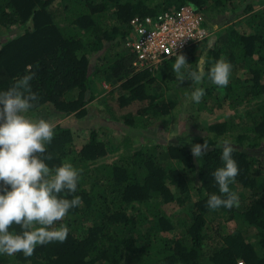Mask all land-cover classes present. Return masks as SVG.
Masks as SVG:
<instances>
[{
	"label": "trees",
	"instance_id": "trees-1",
	"mask_svg": "<svg viewBox=\"0 0 264 264\" xmlns=\"http://www.w3.org/2000/svg\"><path fill=\"white\" fill-rule=\"evenodd\" d=\"M208 1L0 0V91L34 73L31 89L39 101L29 112L52 107L57 114H74L77 119L87 115L88 102L99 92L94 87L99 74L117 83L120 107L153 99L149 92L154 74L133 72L123 44L130 19L189 4L202 12L203 25L210 30L204 13ZM251 2L254 0L242 1L241 12L251 22L257 20V31L245 33L229 27L223 40L215 34L180 54L192 63L206 52L208 70L217 60L229 62L228 85L222 88V95L207 90L209 100L214 107L229 109L259 101L258 117L241 131L229 121H219L207 128L208 135L169 145L167 152L176 166L161 160L159 145L151 143L124 151L116 161L102 162L109 154V141L97 130L91 129L75 150L71 128L56 124L53 139L46 144L51 159L45 163L51 169L66 160L82 164L74 166L80 173L76 192L60 194L68 199L79 196L82 204L69 209L55 225L68 227L64 242L38 245L27 258L23 253L12 258L0 254V264H237L239 259L264 264V5L255 10ZM50 8L61 11L60 16ZM12 29L17 31L10 35ZM175 58L162 68L175 63ZM170 79L174 89L190 88L189 80ZM171 106V102H162L152 111L167 114ZM197 109L214 108L204 97ZM138 111L144 114L145 106L124 117V123L141 127L144 120L148 124L147 116L139 122ZM222 138L235 148L232 157L239 174L234 183L246 195L237 194L238 207L210 210L209 196L220 194L213 172L223 166L222 149L215 147ZM204 141L209 151L197 161L191 146ZM256 149H260L259 155L254 154ZM188 174L195 184H190ZM5 187L0 181V191ZM237 215L256 229L257 244L246 241L242 232H226L224 223L213 225L219 216L236 220ZM9 231L19 234L21 228L13 225Z\"/></svg>",
	"mask_w": 264,
	"mask_h": 264
},
{
	"label": "clouds",
	"instance_id": "clouds-1",
	"mask_svg": "<svg viewBox=\"0 0 264 264\" xmlns=\"http://www.w3.org/2000/svg\"><path fill=\"white\" fill-rule=\"evenodd\" d=\"M206 55L205 52L200 57L195 71L185 74L182 69L188 64L186 57L176 53L172 65L176 78L180 82L188 78L194 85L201 84L206 74ZM231 69L229 62L220 59L207 75L213 84L224 88L229 83ZM33 78L34 73H29L7 90L0 91V181L7 186L0 191V254L23 253L26 258L34 254L38 245L64 242L68 227L55 225L67 216L69 209L82 204L79 196L68 199L60 195L76 192L79 171L69 162L54 169L45 163L51 159L46 155V144L53 139L54 125L48 119L28 114L39 101V96L31 89ZM204 95V88L194 87L188 98L198 104ZM215 147L222 149L223 166L213 172L220 194L210 195L207 207L210 210L238 207L239 198L229 187L239 174L232 157L235 148L227 138H222ZM190 150L198 161L209 151V145L204 141L193 144ZM13 225L20 226L19 234L9 231Z\"/></svg>",
	"mask_w": 264,
	"mask_h": 264
},
{
	"label": "rangeland",
	"instance_id": "rangeland-1",
	"mask_svg": "<svg viewBox=\"0 0 264 264\" xmlns=\"http://www.w3.org/2000/svg\"><path fill=\"white\" fill-rule=\"evenodd\" d=\"M242 1L245 2V0ZM242 1H208L206 4L207 7H205L204 10V13L207 17L206 23L210 27L207 38H213L215 34H219L221 40H223L226 37L227 30L230 29L229 27L238 28L245 33L255 32L259 29L257 20H255L253 23L249 20L250 18L245 12H241V7L243 6ZM251 4L256 10L264 5V0H254V2H251ZM52 9L50 8V10ZM52 11H54L56 16H60L61 14V11L59 10L53 9ZM13 31L17 30L12 29L9 34L12 35ZM206 48L207 47L205 46L202 47L204 51ZM199 59L192 63H188L186 67L182 69V71L185 72V74H187L189 71H195ZM173 64L171 63L167 67L166 64L160 71L154 73L151 86L153 90L149 92L151 97L154 96L153 99L145 98L143 101L138 102L137 104L135 103L127 107H120L117 102V83L114 81H109L99 74L96 77L97 84L94 85V87L99 90V92L97 95H95L94 100L88 102L86 106L87 115L85 117L77 119L74 114L62 116L54 112L52 107L47 109L42 108L34 112H29L28 114L34 117H43L48 119L51 123H53L54 126L56 124L62 123V125L70 127L75 150L80 149L81 145L87 140L90 130L94 128L98 131L100 137L106 138L109 141L107 143L109 154L102 158V162L116 161L121 154H124V151L128 153L134 149L133 147L139 148L140 144L151 143L159 145V158L168 162L169 165L174 166L177 164L167 152V147L169 145H177L178 140L182 142L196 139L203 135H208L209 132H207V128L211 124L219 121H229L241 131L244 125L251 124V120L258 117L259 112L257 108L259 101L241 104L233 109H229L225 105L222 107H214V105H212V102L209 100L210 98L207 95V90H216L218 95H222L223 89L220 87H211V85L213 86V83L210 81L207 75L209 66L208 63L204 64L206 74L201 84L194 85L190 79L186 78V80H189L190 82V88L179 90L174 89V80L170 79V77L174 79L176 78V74L172 70ZM92 66L93 62L91 67ZM168 78L169 80H167ZM194 87L204 88L205 95L203 96L202 100L204 97H207V104L212 106L214 109H197V105L199 103H193L188 98ZM88 96L89 94L87 93L86 98H88ZM166 101L172 103L169 113L160 114L158 112L152 111L154 110L153 107H156L157 104L160 105L162 102ZM142 106H145L146 112L141 114L138 111V120L140 122L144 116H147L149 120L148 124L144 120L141 123V127H134L125 124L123 118L132 114H137V112L134 111L140 109ZM143 137L146 138V141L142 139ZM259 150L260 149L254 150V154L259 155ZM66 162L70 163L69 160H66ZM72 165L74 167L76 165L82 164ZM193 179L194 177L191 174H188V180L190 184H195V182L193 183ZM229 187L236 194L244 193V195H246L245 192L241 191V188H239L234 182L231 183ZM190 195L193 199L195 198L193 192L191 191ZM225 218V216L217 217V219L213 221V225L215 226L218 223H224V230L226 232H242L246 241L257 244L258 235L256 229L243 221L240 215H237L235 218L236 220H226ZM3 255L4 258H12V256L5 254Z\"/></svg>",
	"mask_w": 264,
	"mask_h": 264
},
{
	"label": "built area",
	"instance_id": "built-area-1",
	"mask_svg": "<svg viewBox=\"0 0 264 264\" xmlns=\"http://www.w3.org/2000/svg\"><path fill=\"white\" fill-rule=\"evenodd\" d=\"M204 22L202 12L189 4L133 16L123 42L131 56V70L158 72L165 62L176 57V53L207 38L209 29ZM237 264L246 263L238 260Z\"/></svg>",
	"mask_w": 264,
	"mask_h": 264
},
{
	"label": "crops",
	"instance_id": "crops-1",
	"mask_svg": "<svg viewBox=\"0 0 264 264\" xmlns=\"http://www.w3.org/2000/svg\"><path fill=\"white\" fill-rule=\"evenodd\" d=\"M31 114V113H30Z\"/></svg>",
	"mask_w": 264,
	"mask_h": 264
}]
</instances>
